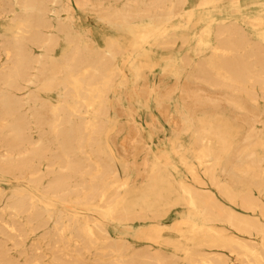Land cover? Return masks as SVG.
Masks as SVG:
<instances>
[{
  "label": "bare ground",
  "instance_id": "1",
  "mask_svg": "<svg viewBox=\"0 0 264 264\" xmlns=\"http://www.w3.org/2000/svg\"><path fill=\"white\" fill-rule=\"evenodd\" d=\"M248 1L0 0V264H264V11L232 12ZM174 96L185 176L137 121H169ZM139 151L137 179L120 156Z\"/></svg>",
  "mask_w": 264,
  "mask_h": 264
},
{
  "label": "rangeland",
  "instance_id": "2",
  "mask_svg": "<svg viewBox=\"0 0 264 264\" xmlns=\"http://www.w3.org/2000/svg\"><path fill=\"white\" fill-rule=\"evenodd\" d=\"M229 7V5H227ZM264 11V0H258V1H248L243 2L242 8L240 11H232L234 15L238 17H253L256 15H262ZM87 15H90L89 13H84ZM232 13L227 14L226 16H230ZM90 19L92 16L89 17ZM94 19V18H92ZM246 27L248 29H252L251 25H247ZM102 32L105 33L108 27L105 26L101 27ZM118 38L124 39L123 36H119ZM127 38V36H126ZM129 40V37H128ZM197 40V37L194 35L190 36L191 46L193 49L195 47V42ZM177 49V48H176ZM188 53L190 56L194 57L193 50H185V51H179V50H171L170 56L163 55L158 58V60L162 63H165V60L163 59L164 56H166V60L170 59L171 57H179L180 54ZM127 65V64H126ZM127 71L132 75V81L133 84H136L138 88L143 87V79L146 77L151 87H162L165 86V84H169L172 82L173 75L167 74V75H161L158 71H144L143 74L140 77H136L135 74L131 71V69H127ZM164 82V83H163ZM121 89H116L114 93V97L120 93ZM153 105V104H152ZM126 108L128 109L129 106L125 104ZM181 106L179 105V100L177 96H174L172 99L171 105H170V112H171V119L168 121L166 120L158 111L157 109L152 106L151 112H147L145 109H141L138 116L137 121L139 126L141 127L143 134L145 136L146 143L148 147L151 148L153 151L160 152L162 154H168L172 158V165L175 166L178 169V173L181 176H185V170L183 167V161H182V154L180 152L181 148L178 147L179 143H188L190 142V139L187 136H182L180 134L179 129V123L181 120V117L183 116L182 112L180 111ZM124 125L125 130L123 134H121L117 141L119 144L123 147H127V145L131 141V137L134 135L133 131V118L129 113H127L124 116ZM182 137V138H181ZM146 153L144 151H139L135 156H128L124 157L123 155L120 156L121 160L124 161H130V164H133V161H136L135 165L132 166V171L135 177H138L139 172L142 170L143 166L141 165L144 161ZM72 209V208H71ZM167 219V218H164ZM171 221V220H170Z\"/></svg>",
  "mask_w": 264,
  "mask_h": 264
}]
</instances>
